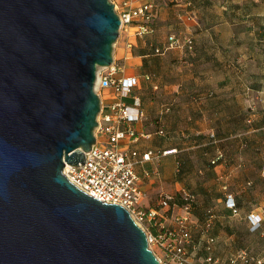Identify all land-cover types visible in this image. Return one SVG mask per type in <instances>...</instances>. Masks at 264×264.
Wrapping results in <instances>:
<instances>
[{
    "label": "water",
    "instance_id": "obj_1",
    "mask_svg": "<svg viewBox=\"0 0 264 264\" xmlns=\"http://www.w3.org/2000/svg\"><path fill=\"white\" fill-rule=\"evenodd\" d=\"M111 0H0V264H160L121 205L64 174L96 142Z\"/></svg>",
    "mask_w": 264,
    "mask_h": 264
},
{
    "label": "crops",
    "instance_id": "obj_2",
    "mask_svg": "<svg viewBox=\"0 0 264 264\" xmlns=\"http://www.w3.org/2000/svg\"><path fill=\"white\" fill-rule=\"evenodd\" d=\"M123 1L119 0V4ZM131 1L154 4L155 33L140 39L135 38L133 27L122 30L118 48L114 49L119 61L133 58L139 67L133 72L139 78L134 92L141 98L145 115L133 123L137 138L123 139L121 143L138 153L135 169L141 178L143 204L152 206L150 196L159 190L154 183L171 177L180 160L195 162L192 159L197 155L200 172L205 176L198 186L200 198L196 213L201 218L204 204L211 202L222 209L210 233L216 238L212 251L218 259L216 264H226L238 251H250L228 226L225 235H221L223 220L227 216H239L250 230L248 213L257 210L264 214V205L254 204L256 198L248 190L241 193L229 190L235 195L239 209L234 215L225 205V190L221 194L218 188L219 178L228 177L223 170L229 168L230 160L241 155L239 152L245 145L249 144L251 149L240 162L243 169L264 168V135L257 133L264 128V41L261 37L264 0H190L189 4L174 0H167L168 4L166 0ZM172 33L190 35L193 48H171L161 55L153 53V47L164 45ZM147 39L155 41L151 42L149 53ZM129 42L131 47L127 46ZM144 90L151 91L150 98ZM146 102L152 111L146 108ZM166 105L170 106L168 112L164 111ZM147 119L158 124V130L152 131ZM160 129L165 133H159ZM169 149L176 151L162 153ZM149 150L154 154L143 161V154ZM219 150L225 153L224 160L212 163ZM253 158L257 161L253 162ZM225 183L221 188L224 189ZM263 227L264 221L259 230ZM195 239L201 242L199 232ZM207 254L200 251L198 255Z\"/></svg>",
    "mask_w": 264,
    "mask_h": 264
},
{
    "label": "built area",
    "instance_id": "obj_3",
    "mask_svg": "<svg viewBox=\"0 0 264 264\" xmlns=\"http://www.w3.org/2000/svg\"><path fill=\"white\" fill-rule=\"evenodd\" d=\"M190 3V0H174ZM115 11L120 18L119 33L122 30L134 28L135 38H145L155 33L152 25L154 4L152 1L135 4L131 0H124L122 4L113 1ZM264 41V31L261 33ZM194 40L190 35L170 34L167 42L161 46H154L153 53L161 55L171 48L192 49ZM128 47L132 43L127 44ZM104 69V70H102ZM100 78L97 94L100 97V111L97 115L98 125L96 142L90 151L85 152L84 164H67L64 174L68 179L87 194L106 203H114L126 208L132 218L146 232L149 248L154 252L160 264H216L218 259L212 254L215 236L210 233L213 227L215 213L212 209L206 211L204 222L194 215L195 195L183 190L182 202L174 197H163L156 206L143 204L144 192L140 186V176L135 165L138 153L124 147L123 139H136L137 132L133 123L140 121L144 115L142 101L134 90L139 78L134 73L113 62L109 66L98 68ZM148 79L150 76L147 77ZM166 105L164 111L168 112ZM159 133L164 134L163 129ZM169 149L163 154L174 153ZM154 152L144 153L142 160L151 158ZM223 156L218 151L212 163H217ZM225 189V205L234 215L239 213L233 192ZM257 218L258 221H257ZM250 231H258L263 224L264 214L257 210L248 213ZM199 232L201 242L196 241L195 234ZM158 251L159 254L156 252ZM200 251L208 254L199 256ZM226 264H264V258L241 250L230 257Z\"/></svg>",
    "mask_w": 264,
    "mask_h": 264
},
{
    "label": "rangeland",
    "instance_id": "obj_4",
    "mask_svg": "<svg viewBox=\"0 0 264 264\" xmlns=\"http://www.w3.org/2000/svg\"><path fill=\"white\" fill-rule=\"evenodd\" d=\"M116 2L119 4V0H116ZM167 4L168 1L166 0ZM165 5V4H164ZM166 34V33H165ZM120 35L118 36L116 42L114 43L113 48V56L114 55V49L118 48V39ZM151 39H147L148 46V53L151 51ZM151 57V56H150ZM116 64L124 67L128 73H133L134 68L138 67V64L136 63L135 59L129 58V59H119L116 58ZM100 68V67H99ZM104 70V69H102ZM139 70V67L137 68ZM139 72V71H138ZM143 91V90H142ZM144 92L148 93L147 97L150 98V90H144ZM147 103V109L149 111H152V109L149 107L148 102ZM146 123L150 127L152 131L158 130L157 125L155 123H152L150 119H147ZM249 127V126H248ZM250 128V127H249ZM97 132L96 128L94 132ZM260 135H264V128L257 132ZM251 149V146L245 145L243 148H241L242 151L240 156H235V159L230 160L228 163L229 168L227 167L224 172V175L228 174V177L226 178L223 176L222 178H219L218 181H220V185L218 186L221 194H223V188L221 186L225 185L227 186V190L239 192L241 193L242 190L246 191L248 190L251 194H253L256 198V201H254V204L257 203V205H264V168H261L260 170L254 169V167L250 171H245L246 169H243V166L240 165V162L244 161V153L249 151ZM257 151V150H255ZM258 152V151H257ZM247 158H250V155H247ZM195 162L191 163H185L183 160H180L178 162L177 167L175 168V172L171 177H167L166 180L162 179L161 182L154 183L153 186H159V190L154 191L153 195L150 196V203L152 206H156L157 203L162 199V196L165 195H171L173 196L176 201L182 202V193L183 190L188 191L195 195V204L194 207H198V200L200 198L199 194V182L201 183L203 177L205 176V173H201V163L200 160L197 158V155L194 157ZM257 161V159L253 158V162ZM249 167V166H247ZM204 180V179H203ZM248 182H251V184ZM199 194V195H198ZM264 207V206H263ZM254 208V206H253ZM208 209H212L215 213V219L217 221L218 215L222 212V209L214 202H211L210 204H204V209L202 213L200 214L202 219H205L206 217V211ZM200 218V219H201ZM214 219V222H215ZM224 227L221 228L222 234L225 235L227 226L232 230L235 231L236 235L239 236L240 242L243 247H247L248 250L252 254L261 255L264 256V227L261 230L258 231H250L243 219H241L239 216H233L228 217L223 220ZM212 229V228H211ZM210 229V230H211ZM158 254L159 252L156 251ZM171 264V263H170ZM173 264V263H172Z\"/></svg>",
    "mask_w": 264,
    "mask_h": 264
},
{
    "label": "trees",
    "instance_id": "obj_5",
    "mask_svg": "<svg viewBox=\"0 0 264 264\" xmlns=\"http://www.w3.org/2000/svg\"><path fill=\"white\" fill-rule=\"evenodd\" d=\"M224 158H225V153H223V156L219 161L224 160ZM193 213L200 221H202V219H200L199 215L196 213V207L193 208Z\"/></svg>",
    "mask_w": 264,
    "mask_h": 264
},
{
    "label": "bare ground",
    "instance_id": "obj_6",
    "mask_svg": "<svg viewBox=\"0 0 264 264\" xmlns=\"http://www.w3.org/2000/svg\"><path fill=\"white\" fill-rule=\"evenodd\" d=\"M111 1H112V0H111ZM99 80H100V78L98 77V80H97L96 85H95V88H96V89H98V86H99Z\"/></svg>",
    "mask_w": 264,
    "mask_h": 264
},
{
    "label": "clouds",
    "instance_id": "obj_7",
    "mask_svg": "<svg viewBox=\"0 0 264 264\" xmlns=\"http://www.w3.org/2000/svg\"><path fill=\"white\" fill-rule=\"evenodd\" d=\"M259 218H257V221H258Z\"/></svg>",
    "mask_w": 264,
    "mask_h": 264
}]
</instances>
